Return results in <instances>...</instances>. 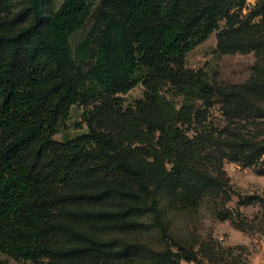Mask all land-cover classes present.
Masks as SVG:
<instances>
[{
    "label": "trees",
    "instance_id": "obj_1",
    "mask_svg": "<svg viewBox=\"0 0 264 264\" xmlns=\"http://www.w3.org/2000/svg\"><path fill=\"white\" fill-rule=\"evenodd\" d=\"M245 1L64 0L56 9L54 0H0V255L28 264H201L170 232L172 196L226 187L222 159L264 164V134L235 126L219 154L218 143L208 146L218 137L189 138L170 125L160 89ZM91 23L73 52L70 36ZM138 84L143 99L125 114L120 95ZM238 97V108L264 120V78ZM73 106L84 108L87 132L55 141ZM126 115L144 129L139 147L118 126ZM101 226L147 233L160 249L90 233Z\"/></svg>",
    "mask_w": 264,
    "mask_h": 264
},
{
    "label": "rangeland",
    "instance_id": "obj_2",
    "mask_svg": "<svg viewBox=\"0 0 264 264\" xmlns=\"http://www.w3.org/2000/svg\"><path fill=\"white\" fill-rule=\"evenodd\" d=\"M64 0H54L58 9ZM96 4V2H94ZM248 23L244 24V22ZM92 23L83 31L70 36L73 52L88 36ZM219 43V44H218ZM84 69L86 63L76 60ZM264 78V0H246L241 7L232 8L220 21L219 27L206 41L186 55L181 71L164 79L160 89L163 116L170 125L189 138L196 134L218 137L208 146L218 143V152L226 151L225 133L235 126L244 131L264 134V120L254 121L243 112L239 103L241 90ZM145 88L138 84L127 94L120 95L122 110L127 114L143 99ZM82 106H73L69 117L59 124L53 139L64 142L87 132L82 122ZM123 138L130 147H139L136 139L144 134L126 115L119 120ZM143 136V135H142ZM157 136L152 144L158 148ZM264 160V156L262 157ZM226 187L204 194L176 191L175 206L170 215V232L176 240L196 253L201 264H264V164L244 166L222 159ZM250 198L248 204L243 199ZM90 233L103 240L120 237L127 241L149 242L160 246L147 233L101 226ZM6 264L17 262L5 255ZM79 264H155L144 259L123 263L108 260H86ZM179 264H195L181 261Z\"/></svg>",
    "mask_w": 264,
    "mask_h": 264
}]
</instances>
